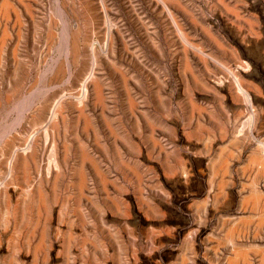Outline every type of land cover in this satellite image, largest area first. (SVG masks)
<instances>
[{"label": "rangeland", "instance_id": "1", "mask_svg": "<svg viewBox=\"0 0 264 264\" xmlns=\"http://www.w3.org/2000/svg\"><path fill=\"white\" fill-rule=\"evenodd\" d=\"M258 154L264 0H0V264H227Z\"/></svg>", "mask_w": 264, "mask_h": 264}, {"label": "crops", "instance_id": "2", "mask_svg": "<svg viewBox=\"0 0 264 264\" xmlns=\"http://www.w3.org/2000/svg\"><path fill=\"white\" fill-rule=\"evenodd\" d=\"M235 141H236V139H235ZM235 141L233 138L234 146H235ZM236 149L238 151V148H236ZM170 153L171 152H168V153L163 152V154L165 155V163L167 162L166 158L170 157ZM255 156L256 155H253V158H256L259 156L257 158V160L259 159L258 161L261 164L259 166H262L264 164V161H263L264 155L258 154L256 157ZM197 158H199V157H197ZM224 160L225 159L221 160L219 164L223 165ZM174 161H175V163L172 165H168L166 163L165 164L166 166L164 167V169H181V170H179L178 172H175V173H172L169 171L170 178H176L178 176H181L182 178L185 179V181H187V182L191 181L192 177H193V171L191 169H193V167L190 164V161H192V160L188 161L187 159H185L184 156H182L179 153L174 157ZM249 162H250V160H249ZM213 166H214L213 164L210 165L209 169L211 168L210 171L213 173L214 176L216 174L220 173L221 176L223 175V176H227L229 178L227 180H225L224 178L220 179L219 183H217V187H218L219 192L213 194V196H212V199H213L212 204H213V206H215L216 204H218L217 203L218 195H220L223 198L226 197L224 185L226 183H228L230 185V189H232V188L236 187V182H235L233 173L230 171V169L228 167H222L221 169H219V171H217L218 172L217 173ZM250 172H252L254 174L256 173L259 176V181L264 179V169H252ZM257 180L251 181L252 186H251V188H249V190L247 192V196H243L239 200V202L237 204L236 213L241 214V216L234 217L233 223L231 224V227H230L228 233L226 234L227 238L230 236L233 238L232 244L231 245L228 244V250L231 253V257L225 261L227 264H252L251 254L254 253V251H258V253H259V257L257 259L256 264H260V263L264 264V241H263L264 240V193L257 190V188L255 186V184L257 183ZM221 182L224 184H222ZM209 184H210V188H211L213 185L212 176H211V179L209 181ZM242 185H243L242 183L239 184L240 188L242 187ZM220 187L222 189H220ZM255 192L258 194V201H255V199H253V195ZM240 193H242V191H240ZM250 193H252V194H250ZM252 200L254 203H252ZM256 202H257V204H256ZM199 220L200 219H198V221ZM197 231H198L197 229L194 230V232L191 233V235H193ZM250 238L258 239L259 243L258 244L247 243V241ZM233 247H234V249H233ZM235 248H237V249H235ZM244 248L246 250H244ZM239 249L241 251H239ZM242 255H244V256H242Z\"/></svg>", "mask_w": 264, "mask_h": 264}, {"label": "bare ground", "instance_id": "3", "mask_svg": "<svg viewBox=\"0 0 264 264\" xmlns=\"http://www.w3.org/2000/svg\"><path fill=\"white\" fill-rule=\"evenodd\" d=\"M14 12V11H13ZM66 32V31H65ZM98 87V86H97ZM29 108V107H28ZM80 111V110H79ZM86 120V119H85ZM86 125V124H85ZM256 157V156H255ZM259 157V156H258ZM258 157H256V158H254L255 160L258 158ZM252 158H253V156H252ZM253 159V160H254ZM252 159L250 158V161H251ZM252 160V161H253ZM259 160V159H258ZM264 161V160H263ZM254 162V161H253ZM259 165H261V164H259ZM263 167H262V169L264 168V164L262 165ZM97 171V170H96ZM223 182V181H222ZM221 182V183H222ZM250 183V182H249ZM222 184H224V183H222ZM257 185V184H256ZM253 193V192H252ZM252 193H250V194H252ZM251 197V196H250ZM253 199H255V201H258V194L255 192L254 193V195H253ZM252 203H254L253 202V200H252ZM256 204H257V202H256ZM255 206V205H254ZM247 218V217H246ZM249 219V218H248ZM263 220V219H262ZM68 236V235H67ZM38 244V243H37ZM233 249H234V247H233ZM235 249H237V248H235ZM244 250H246L245 248H244ZM235 251V250H234ZM239 251H241L240 249H239ZM243 252V251H242ZM244 253V252H243ZM242 254V253H241ZM239 256V255H238ZM241 256V255H240ZM242 256H244V255H242ZM232 259V258H231ZM9 261V260H8ZM245 261V260H244ZM261 264V263H260ZM263 264V263H262Z\"/></svg>", "mask_w": 264, "mask_h": 264}]
</instances>
